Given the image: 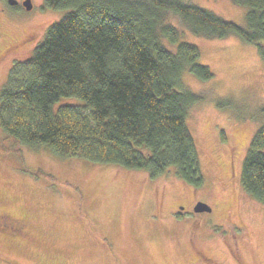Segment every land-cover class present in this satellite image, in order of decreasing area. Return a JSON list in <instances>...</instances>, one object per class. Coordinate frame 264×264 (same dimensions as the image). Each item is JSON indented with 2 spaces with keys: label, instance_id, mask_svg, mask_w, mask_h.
I'll return each instance as SVG.
<instances>
[{
  "label": "rangeland",
  "instance_id": "rangeland-1",
  "mask_svg": "<svg viewBox=\"0 0 264 264\" xmlns=\"http://www.w3.org/2000/svg\"><path fill=\"white\" fill-rule=\"evenodd\" d=\"M17 1L0 0V85L12 61L27 57L65 12L43 0H31L30 9ZM188 1L244 21V6L232 0ZM168 20L181 40L198 47V61L212 72L206 79L182 76L202 96L185 120L202 183L182 181L172 165L153 178L143 169L13 142L20 155L0 151V215L6 217L0 221V264H213L206 256L216 264H264V203L239 184L249 139L264 120V61L255 45L235 35L199 36L174 14ZM219 99L228 102L220 106ZM83 102L61 96L54 107ZM5 137L0 127L6 143ZM197 200L210 210L194 211Z\"/></svg>",
  "mask_w": 264,
  "mask_h": 264
},
{
  "label": "trees",
  "instance_id": "trees-1",
  "mask_svg": "<svg viewBox=\"0 0 264 264\" xmlns=\"http://www.w3.org/2000/svg\"><path fill=\"white\" fill-rule=\"evenodd\" d=\"M232 1L245 8L242 24L188 0H43L65 12L27 57L12 61L0 85V127L8 136L0 151L20 155L13 142L44 147L60 157L143 169L153 178L172 165L179 179L200 185L198 151L185 120L202 96L182 76L206 79L212 72L168 16L195 35H235L255 45L264 61V0ZM71 95L83 104L54 107ZM239 184L264 203V120L249 139Z\"/></svg>",
  "mask_w": 264,
  "mask_h": 264
},
{
  "label": "water",
  "instance_id": "water-1",
  "mask_svg": "<svg viewBox=\"0 0 264 264\" xmlns=\"http://www.w3.org/2000/svg\"><path fill=\"white\" fill-rule=\"evenodd\" d=\"M7 2L10 4H13V3H16L17 0H7ZM21 4L23 5L24 8L30 9L32 2L31 0H21ZM193 210L194 211L210 210V206L206 202L202 200H198L193 205Z\"/></svg>",
  "mask_w": 264,
  "mask_h": 264
},
{
  "label": "flooded vegetation",
  "instance_id": "flooded-vegetation-1",
  "mask_svg": "<svg viewBox=\"0 0 264 264\" xmlns=\"http://www.w3.org/2000/svg\"><path fill=\"white\" fill-rule=\"evenodd\" d=\"M18 2V1H17ZM17 2L16 3H13V5H15V6H18V4H17ZM198 201V200H197ZM194 204H195V202H194ZM193 204V205H194ZM4 218H6L4 215H0V221L1 220H3ZM11 223H12V225L13 226H15V224H14V222L13 221H10ZM16 229H17V227H15ZM201 251V250H200ZM202 252V251H201ZM203 253V252H202ZM206 259H208L209 261H210V263L212 262L213 264H216L214 261H213V259H211V258H209L208 256H206Z\"/></svg>",
  "mask_w": 264,
  "mask_h": 264
}]
</instances>
